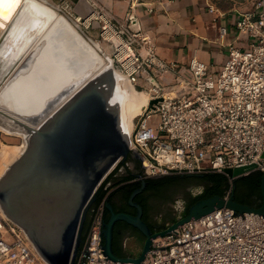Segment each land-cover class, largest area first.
<instances>
[{"label":"built area","instance_id":"1","mask_svg":"<svg viewBox=\"0 0 264 264\" xmlns=\"http://www.w3.org/2000/svg\"><path fill=\"white\" fill-rule=\"evenodd\" d=\"M93 10L98 15L89 24L101 23L100 35L111 43L117 68L132 85L142 75L153 84L128 136L145 177L226 174V169L242 166H251L246 174L264 171V0H255L254 9L237 21L239 31L249 35L250 47L229 45L219 70H210L199 58H192L186 68L159 59L149 38L118 27L102 8ZM80 18L86 23V16ZM108 27L116 39L106 37ZM139 43L145 55L137 50ZM155 76L172 77L181 89L165 92ZM103 229L101 204L81 249V264H135L105 255ZM0 264H48L8 216L1 196ZM142 264H264V215L220 208L190 219L154 238Z\"/></svg>","mask_w":264,"mask_h":264},{"label":"water","instance_id":"2","mask_svg":"<svg viewBox=\"0 0 264 264\" xmlns=\"http://www.w3.org/2000/svg\"><path fill=\"white\" fill-rule=\"evenodd\" d=\"M1 8V7H0ZM8 8L0 9V16L5 17ZM116 78L112 69L91 77L83 85L72 99L64 104L53 114L47 126L34 129L32 152L23 164L25 168L23 184H29L31 180L36 181L41 189H51L56 194L57 204L50 206L51 213L59 211L61 216L57 219L56 233L45 234L46 244H41L28 228V232L40 252L48 258L51 264H73L82 241V230L86 220L89 207L95 200V193L101 183L106 179L105 170L99 172L91 168L97 152H107V148L115 151L119 139L116 128L112 126L114 115H120L117 107H111L110 94L115 91ZM155 102V101H154ZM45 128V129H44ZM109 150V151H110ZM128 137L122 144V151L118 157H126L130 152ZM116 157V156H114ZM113 157V158H114ZM117 158L112 160L116 164ZM111 161V162H112ZM111 164V167H112ZM110 167V168H111ZM109 168V169H110ZM251 166H242L226 169V174L236 179L246 175ZM141 187L134 190L130 196V204L137 209L136 214L128 212H116L113 205H106L111 211V217L104 223V253L114 261L134 262L142 264L146 255L151 250L153 239L158 236L169 234L184 222L200 218L204 214L220 208H230L239 213L254 212L264 215V171L261 179L262 203L259 207H252L235 199L234 188L229 195H214L203 198L193 204L187 214L176 219L170 225L153 232L150 226L142 219L143 207L134 201L135 196L147 185L144 175H139ZM44 187V188H42ZM41 191L36 193L39 196ZM47 192V191H46ZM0 192L2 204L7 207ZM34 194V193H33ZM117 220H125L137 227L144 235V244L141 252L137 255L126 257L118 256L112 246L113 228ZM59 235L60 242L57 240ZM53 240V242H50Z\"/></svg>","mask_w":264,"mask_h":264},{"label":"bare ground","instance_id":"3","mask_svg":"<svg viewBox=\"0 0 264 264\" xmlns=\"http://www.w3.org/2000/svg\"><path fill=\"white\" fill-rule=\"evenodd\" d=\"M10 2L0 0V9L8 8ZM54 8L45 0H18L5 17L0 16V127L10 132L29 136L36 131L34 127L45 121L44 126H47L57 109L67 104L91 77L107 65L112 68L97 50V44L80 34L72 22ZM93 11L85 15L87 25L98 15ZM106 37L117 38L110 27ZM114 75L115 91L109 95L111 107L119 108L120 127L128 137L135 117L148 102V94L146 91L138 93L119 69ZM33 136L32 140L38 137ZM23 145L14 148L18 150ZM8 179L4 176L0 181V192L4 193L5 202H16L17 206L21 205L18 209L24 211L22 215L20 211L15 214L16 211L11 210V217L8 216L18 223L32 217L30 220L44 226L40 229L41 235L49 234L48 220L46 216L42 218L49 205L42 204L41 208L34 204L36 194L25 195L26 192L16 186L17 181ZM25 225L21 224L27 231Z\"/></svg>","mask_w":264,"mask_h":264},{"label":"crops","instance_id":"4","mask_svg":"<svg viewBox=\"0 0 264 264\" xmlns=\"http://www.w3.org/2000/svg\"><path fill=\"white\" fill-rule=\"evenodd\" d=\"M64 1L74 3V13L82 17L95 8L104 9L118 27L139 33L142 40L149 38L159 59L181 68H186L192 58H199L210 70H219L228 57L229 45L242 49L251 45L249 35L237 28V21L254 9L255 0ZM137 50L146 54L141 43ZM131 237L125 240L128 249Z\"/></svg>","mask_w":264,"mask_h":264},{"label":"trees","instance_id":"5","mask_svg":"<svg viewBox=\"0 0 264 264\" xmlns=\"http://www.w3.org/2000/svg\"><path fill=\"white\" fill-rule=\"evenodd\" d=\"M141 175H144L141 166ZM262 171H252L249 174L235 179L233 182L223 172L204 173H171L157 177H147L146 187L139 192L134 201L143 207L142 219L150 226L153 232L164 228L167 223L176 220L173 210L158 218L154 213L158 211L160 204L173 202L176 197L185 200L183 214H187L189 208L198 200L214 195H227L234 188L235 199L252 207H259L262 203L261 179ZM139 175H108L95 193V200L89 207L82 230V241L79 252L90 231L93 219L101 204L104 205V223L111 217V211L107 207L110 202L116 212H128L135 214L137 209L130 204V196L134 190L141 187ZM202 187V192L194 195L192 187ZM128 236H138L145 239V235L134 225L125 220H117L113 228L112 246L114 252L120 257H126L132 253L125 245ZM104 239V237H103Z\"/></svg>","mask_w":264,"mask_h":264},{"label":"rangeland","instance_id":"6","mask_svg":"<svg viewBox=\"0 0 264 264\" xmlns=\"http://www.w3.org/2000/svg\"><path fill=\"white\" fill-rule=\"evenodd\" d=\"M48 1L56 7V8H54L55 10L57 9L61 13V15L66 16L72 22V24L75 26V28L77 29V31L80 34H82L84 37H86V39H88L90 42H92V43L95 42V44H97L96 48L99 51V53L103 56V58H105L104 60L111 64L110 66L112 68H109V66L107 65L106 68L100 69L93 77H95L96 75L98 76L99 74L106 72V70L113 69L115 71L116 69H118L116 66V63L113 61V55H112L111 47L107 44V41L103 40V38L100 35V33H101V23L100 22H98L97 20H94L89 25L84 23V19L83 18L79 19L80 15H77L74 13V9H73L74 3H68L67 4V3H65L64 0H48ZM98 44L100 46H98ZM155 77H156L157 81L165 88V92H169V91L176 92L179 89H181V85L179 84V82H177L174 78L171 79L172 77H168L167 79H159L158 76H155ZM152 86H153V84L148 82L147 79L145 78V76H143V75L140 77L139 82L137 84L133 85V87L138 91V93L139 92L142 93V92L146 91L148 96L151 93ZM146 92H144V93H146ZM45 122L40 124L39 126L34 127V128L35 129L43 128ZM30 130H32V129H30ZM29 134L30 135L27 136L26 134H23L22 132L21 133L10 132V131L4 129L3 127H0V171H1V169L3 170L2 173H0V181L2 180V178L4 176H7V178H9L8 181L10 179H14L15 182L17 181L16 186L18 187V189L19 188L22 189L21 191L26 192L25 195L29 194L28 196H30L33 193L36 194V193H38V191H41L39 196L35 197L34 204H39L38 203L39 199H42L45 197L49 198L50 201L51 200L53 201L56 199V194H53L51 189L50 190L48 188L47 189H41L40 186H37L36 181H33V180H31L29 182V184H27V185L23 184L24 183L23 179L25 177H27V176L31 177V175H24V172L26 170L23 166V164L27 162V159L29 158V156L32 152L33 146H34V139L32 140V136L34 134L32 132H30ZM22 144H25V145H23L21 147V149H18V150L15 149L16 146L22 145ZM8 152H10V153H8ZM138 179H140V178L138 177ZM230 180L233 182L235 179L230 178ZM42 188H44V187H42ZM191 191H192L191 192L192 194L197 195L202 191V188L200 186L192 187ZM229 194H231V190H229L227 192V195H229ZM1 195L3 196V193H1ZM7 205H8L7 208L9 210L11 209L13 211L14 210L16 211L15 214H18V212L20 211L18 208H20L21 205L17 206L16 202L13 204L11 201H9V202H7ZM166 206H167L166 204H160L159 205L160 211L164 210V207H166ZM173 207H174L173 213L176 214V218L178 219V218L182 217L183 211L185 209L184 208L185 203H184V200L180 196L176 197L175 202L173 204ZM8 212L9 211L6 210L7 214H9ZM20 213L23 215L24 211L23 212L20 211ZM20 222H21V224L22 223L24 224L25 221L24 222L19 221V223L16 222V224L20 227L21 230L26 231L24 229V227L21 226ZM48 230L50 233V232H53L55 230V228L50 227ZM26 232H27V235L29 236V239H30L31 238L30 233L28 232V230ZM54 232L56 233V231H54ZM58 237L59 236H57V238ZM31 241H33V240H31ZM143 244H144L143 239H140L138 236H132L131 240L128 242V247H129V249H131L133 255H137L141 252V250L143 248ZM33 245L38 249V247L36 246V244L34 242H33ZM80 253H81V251L79 252V250H78L77 256H76L73 264H81V254Z\"/></svg>","mask_w":264,"mask_h":264},{"label":"flooded vegetation","instance_id":"7","mask_svg":"<svg viewBox=\"0 0 264 264\" xmlns=\"http://www.w3.org/2000/svg\"><path fill=\"white\" fill-rule=\"evenodd\" d=\"M112 126L114 128H116V130L118 131L120 140L117 142L116 146H114L115 151H113L112 149L110 150V148L109 149L107 148V152H104L103 150L100 152H97L98 155L94 158V161H93L92 166H91L92 170L96 169L99 172H103L105 170H108V171H106V175H141L140 174V172H141V167H140L141 161L135 152L130 151L126 157H118L122 151V144H123L124 140L126 139V136L123 134V132L121 130L120 118H119V114L117 115V113L113 117ZM114 156H116V157H114ZM113 157L114 158L118 157V160H116L115 165L112 164V163H114L112 161V160H114ZM111 164H112V167H111ZM141 166H142V163H141ZM174 202H175V200L173 202L167 203L166 204L167 206L164 207V210L160 211V209H158V211L154 213L155 218H158L160 220V217L169 213V211L174 210V207H173ZM38 203H39V204H37L38 206H41L42 204H44L45 207L49 205V208H50L51 205L57 204V201L56 200L50 201L49 198L45 197V198L39 199ZM41 208H42V206H41ZM49 208H48L47 212H45V214L42 218H44L46 216V218L48 220L47 227L50 226V227L56 228L55 226H57L59 224V223H57V219H59L63 215H61L60 211L56 214H53V213H51L52 211H50ZM47 213H49V214H47ZM49 215H51L50 219H48ZM30 218L32 219V217H30ZM30 218L24 219L22 221L23 222L25 221L24 223L28 226V228L30 229L32 234L38 239V241L41 244L48 243V242H46L44 237L41 235L42 232L40 231V229H42L44 226H39V224L36 221L30 220ZM42 218H39V219L41 220ZM57 240H58V242H60L59 237L57 238ZM50 242H53V240H50Z\"/></svg>","mask_w":264,"mask_h":264},{"label":"snow or ice","instance_id":"8","mask_svg":"<svg viewBox=\"0 0 264 264\" xmlns=\"http://www.w3.org/2000/svg\"><path fill=\"white\" fill-rule=\"evenodd\" d=\"M17 2H18V0H11V2L8 4V10H10L11 7Z\"/></svg>","mask_w":264,"mask_h":264}]
</instances>
